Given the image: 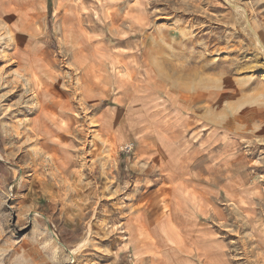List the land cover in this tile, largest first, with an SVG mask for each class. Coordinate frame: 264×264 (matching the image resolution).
<instances>
[{
	"label": "rangeland",
	"instance_id": "obj_1",
	"mask_svg": "<svg viewBox=\"0 0 264 264\" xmlns=\"http://www.w3.org/2000/svg\"><path fill=\"white\" fill-rule=\"evenodd\" d=\"M0 264H264V0H0Z\"/></svg>",
	"mask_w": 264,
	"mask_h": 264
},
{
	"label": "bare ground",
	"instance_id": "obj_2",
	"mask_svg": "<svg viewBox=\"0 0 264 264\" xmlns=\"http://www.w3.org/2000/svg\"><path fill=\"white\" fill-rule=\"evenodd\" d=\"M233 3V2H232ZM231 3V4H232ZM234 4V3H233ZM233 6H235V4L233 5ZM235 8H237V7H235ZM237 9H239V8H237ZM243 13V12H242ZM244 14V13H243ZM243 16H245V15H243ZM247 20V19H246ZM245 22V21H244ZM246 24V27H248L249 26V24H248V22H246L245 23ZM249 28V27H248ZM253 29V28H252ZM249 31V30H248ZM252 32V31H251ZM254 32V31H253ZM252 34V33H251ZM255 34V33H254ZM258 37V36H257ZM255 38V37H254ZM260 41V40H259ZM135 263V262H134Z\"/></svg>",
	"mask_w": 264,
	"mask_h": 264
},
{
	"label": "built area",
	"instance_id": "obj_3",
	"mask_svg": "<svg viewBox=\"0 0 264 264\" xmlns=\"http://www.w3.org/2000/svg\"><path fill=\"white\" fill-rule=\"evenodd\" d=\"M130 149H131V148H130ZM130 149H129V150H130Z\"/></svg>",
	"mask_w": 264,
	"mask_h": 264
}]
</instances>
